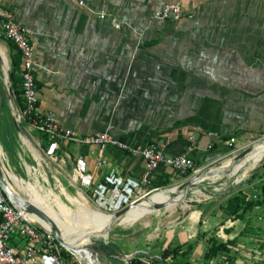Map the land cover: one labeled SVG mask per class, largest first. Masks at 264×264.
<instances>
[{
  "label": "crops",
  "instance_id": "crops-1",
  "mask_svg": "<svg viewBox=\"0 0 264 264\" xmlns=\"http://www.w3.org/2000/svg\"><path fill=\"white\" fill-rule=\"evenodd\" d=\"M165 1L179 3L183 15L156 21L153 13ZM1 3L30 32L39 110L54 111L59 125L75 136L107 131L126 145L101 148L35 134L46 159L56 160L63 173L78 178L76 161L84 159L91 183L78 180L99 202L109 201V192L99 193L106 174L139 178L144 173L143 157L130 147L154 143L168 154H189L199 166L228 148L231 137L238 142L264 133V0ZM95 9L124 24L115 28L109 17L98 18ZM174 174L161 164L150 177L153 184ZM260 188L256 199L246 195L257 202L239 209L240 216L226 203L204 215L201 209L194 211L175 234L173 259H182L179 264H264ZM22 194L30 199V190ZM212 240L227 242V248L206 256Z\"/></svg>",
  "mask_w": 264,
  "mask_h": 264
},
{
  "label": "rangeland",
  "instance_id": "rangeland-1",
  "mask_svg": "<svg viewBox=\"0 0 264 264\" xmlns=\"http://www.w3.org/2000/svg\"><path fill=\"white\" fill-rule=\"evenodd\" d=\"M0 39L3 40H0V44L2 43L3 46L6 44V47H8L10 62V70L7 72L0 57V144L5 152L3 160L6 169L15 172L21 179H24L27 188L34 186L42 197H47L53 203L56 201L59 202V206H65L70 213L74 214L73 216L77 217L81 208L75 204L72 198H79L80 193L84 194L89 205L96 210L103 211L107 214L121 209L125 211V208L129 204L140 199L142 196L132 201L128 199L120 205L99 202L89 189L80 184L74 174L68 175L63 173L56 160L50 158V156L47 157L48 160L46 159V155L35 136L36 130L30 129L23 121L22 123L19 122V126L15 123V118L19 119L18 111L20 107L15 99L10 76L13 68L11 63L13 49L3 38L0 37ZM8 76L9 81L7 80ZM9 86H11V93H9ZM22 134H25L44 156L45 162L42 165L33 157L34 155L22 140ZM263 139L264 133L254 137L242 138L238 142H233L231 146H228L227 151L222 152L214 159L208 160L199 166L195 164V169L186 177H180L178 174L172 175L171 178H168V183L159 186L158 189L162 187L160 190H166L175 184H181L187 178H192L193 180L190 183L183 185V187L177 189L174 193L175 196L179 195L182 199L172 201L161 200L158 205H152L160 210L136 217L132 224L117 223L109 230L103 228L99 232V234L103 232L102 235H91V240L87 245L107 249L112 255V257L109 255L111 258L109 264H131L130 259L135 255L138 257H151L156 264H179L182 259H173V253L175 251H172L171 248L177 243L175 234L179 232L182 226L181 223L196 215L197 213L195 214L194 211H198L199 213L201 209V215H204L215 206H223L229 195L240 192L246 195L250 193L252 199H256L254 194L260 188L264 179V165L247 173L245 176H243L242 172L238 175H231L230 172L238 164L244 162L247 157L249 158L254 150L260 146H264ZM250 143L252 144V148L246 154L232 162L231 156L240 152ZM27 163L31 169L27 167ZM247 164L250 165L252 163L250 161ZM48 165L55 167L57 172L52 170ZM218 166V169H212L209 173H204L209 168ZM61 174H64L66 179H62ZM35 182L38 185L34 184ZM67 182H69V187L66 184ZM192 182L193 185L191 184ZM198 188L204 193L201 195L195 193ZM23 190L21 189L20 191L23 192ZM151 192L145 195L152 194ZM54 206L56 211H61V208L56 203H54ZM127 214H131V211ZM67 222L69 221L67 220ZM79 222L81 223L82 219ZM84 228L87 230L93 227L88 225ZM102 244L105 247H101ZM167 247L170 248L169 253L166 255L167 257L161 258L163 249ZM72 256L74 255H69V260L73 258ZM75 256L80 258L84 263L80 255L75 254ZM165 258L168 259L165 260Z\"/></svg>",
  "mask_w": 264,
  "mask_h": 264
},
{
  "label": "built area",
  "instance_id": "built-area-1",
  "mask_svg": "<svg viewBox=\"0 0 264 264\" xmlns=\"http://www.w3.org/2000/svg\"><path fill=\"white\" fill-rule=\"evenodd\" d=\"M80 6L85 5V0H77ZM100 19L110 18L115 28L124 24L123 19L116 18L104 9L93 10ZM183 15L179 3L165 1L153 13V18L158 22L177 20ZM0 36L8 43L14 45V51L19 55L22 107L19 109L23 122L39 133L51 136H60L77 140L86 144H96L101 148L106 143H113L126 147L125 143L116 140L109 132L99 131L85 135L75 136L63 129L57 122L54 111H41L37 106V83L35 81L34 48L28 28L0 0ZM234 137L227 143L233 144ZM193 146H189L192 149ZM133 152L139 153L144 159V173L139 178L117 176L112 172L105 175V184L101 183L100 194L109 192L108 204L120 205L122 202L135 200L159 186H154L150 173L159 165L170 166L180 177L187 176L195 169L193 158L187 153L168 154L162 146L154 143L138 144L130 147ZM102 163L101 155L97 164ZM78 178L84 185L91 183V175L85 172V161L79 157L76 161ZM131 198V199H130ZM20 239L16 244L14 239ZM69 255L73 258L69 260ZM0 264H85L74 252L59 243L54 235L36 218L29 215V211L14 204L0 185ZM138 264H156L151 257L139 256Z\"/></svg>",
  "mask_w": 264,
  "mask_h": 264
},
{
  "label": "bare ground",
  "instance_id": "bare-ground-1",
  "mask_svg": "<svg viewBox=\"0 0 264 264\" xmlns=\"http://www.w3.org/2000/svg\"><path fill=\"white\" fill-rule=\"evenodd\" d=\"M0 57L6 67L7 72H9L10 62H9V57H8V50H7V47L6 46L4 47L2 43L0 44ZM7 80L9 81V76ZM8 88H9V93H11V86H9ZM18 112H19V119L15 118V123H17V125L19 126V122L22 123L23 119H22L20 110ZM21 137L24 143L28 146L30 152H32V154L34 155L33 157H35L36 160L42 165L43 162H45L44 156L38 151L37 147L31 143L30 139L26 137L25 134L24 135L22 134ZM4 156H5V152H4L2 145L0 144V164L4 170V173L6 174L7 179L10 182L9 184L11 185V187L15 191H16L15 186L20 187L27 191L30 190V194H31L30 200L34 202L35 204H37L40 208H42V210H44L48 215H50L57 222V224L61 228V231L67 243L74 245L77 248V250L81 245H84L90 242L91 235L101 236L103 232H101L100 234L99 232L103 228H107L105 230H109L113 225L117 223L132 224L134 222V218L142 216L152 211L160 210L158 208L153 207L152 205H158L161 200L172 201V200L182 199L181 196L179 195L175 196L174 194L177 189L183 187L182 184H175L174 186L166 190H160L162 188L161 187L159 189L152 191L151 192L152 194L144 195L140 199H137L133 203L129 204L125 208V211H123L122 213H119L115 216H111V214H107L103 211L92 208L89 205L88 200L86 199L84 194L80 193L79 198H72L75 204H77L81 208L78 212L79 215L77 214L78 216L76 217V216H73L74 214L70 213L69 210L65 208V206L63 205L59 206V208H61L60 212L56 211L54 203L49 201L47 197L45 198L42 197L37 192L36 187L33 186L32 188H27L24 179H21L15 172L8 171L6 169V166L3 160ZM250 161L252 164L250 165L247 164ZM26 165L29 169H31L28 163ZM263 165H264V146H260L251 153L249 158L247 157L244 162L234 167L231 170L230 174L238 175L242 172L243 176H245L247 173ZM191 184L193 185V182ZM195 193H198L201 195L204 192H202V190L198 188ZM130 211H131V214H127ZM29 215L33 218H36L40 222H42L44 225L48 226V224L36 214L29 212ZM81 219H82V222L80 223L79 220L81 221ZM67 220L70 223L67 222ZM88 225H91V227L93 228H89L85 230L86 228L84 227ZM94 227H97V228H94ZM75 237H79V239L73 241L72 239ZM95 248H96L99 258L101 259L99 261V264H109L111 262V258L109 257V255L112 257L109 251L105 248H98L97 246ZM81 257L83 256L81 255Z\"/></svg>",
  "mask_w": 264,
  "mask_h": 264
},
{
  "label": "water",
  "instance_id": "water-1",
  "mask_svg": "<svg viewBox=\"0 0 264 264\" xmlns=\"http://www.w3.org/2000/svg\"><path fill=\"white\" fill-rule=\"evenodd\" d=\"M251 148H252V144L250 143V144L246 145L240 152L232 155L231 156L232 162L237 160L238 158H240L244 154H246ZM218 168H219V166L218 167H211L208 170H206L204 173H207V172L209 173L210 170L218 169ZM192 180H193L192 178H187V179L183 180V182H181V184L182 185L188 184ZM9 183L10 182L7 179L6 174L4 173V170L0 164V185H1L2 189L4 190V192L7 194V196L9 197V199L14 204H16L18 207L25 209L26 211H29L30 213H34L37 216H39L40 218H42L48 224V226L44 225L42 222L41 223L54 235L55 239L59 243H61L64 247H66L67 249L71 250L72 252H74L77 255H80V257L82 255L83 257H81V258L85 264H99L100 259H99L98 253L96 251V248H95L96 246L84 244V245H81L77 250V248L74 245L67 243V241L65 240L63 233L61 231V228L57 224V222L50 215H48L44 210H42V208H40L37 204L32 202L27 196L23 195L21 191H19V192L15 191ZM123 211L124 210H122V209L114 211L111 213V216H115L119 213H122ZM77 239H79V237H75L72 240L75 241ZM101 247H105V245L102 244ZM79 250H80V252H79Z\"/></svg>",
  "mask_w": 264,
  "mask_h": 264
},
{
  "label": "trees",
  "instance_id": "trees-1",
  "mask_svg": "<svg viewBox=\"0 0 264 264\" xmlns=\"http://www.w3.org/2000/svg\"><path fill=\"white\" fill-rule=\"evenodd\" d=\"M1 37V36H0ZM2 38V37H1ZM2 40V39H0ZM3 41V40H2ZM9 46L13 49V52L11 53V63L13 65V68L10 72L11 80H12V86L15 94V99L18 104V106L21 108L22 107V97L20 95L21 90L18 85V82L20 81V77L18 74V69H19V55L18 52L14 51V45L11 41H8ZM42 134V133H41ZM43 136L47 134H42ZM223 152L227 151V148L222 150ZM169 181L168 178L165 179H160L155 182H153L154 186H161L167 184ZM261 193L264 195V179L261 183ZM257 202V200H250L247 199L246 194L244 193H236L229 195L226 200V208L230 210L233 214L235 215H242V211L247 209L248 207L254 205ZM239 209H242V211H238ZM178 248V245L174 246L171 248L172 251H175ZM191 248V244H187L186 249L183 251V253L188 252V250ZM227 248V242H217L216 240H212L207 252L205 253L206 256H212L217 251L223 250ZM170 251V248H164L162 253H161V258L165 257ZM131 264H138L139 263V257L137 255L133 256L130 259Z\"/></svg>",
  "mask_w": 264,
  "mask_h": 264
}]
</instances>
